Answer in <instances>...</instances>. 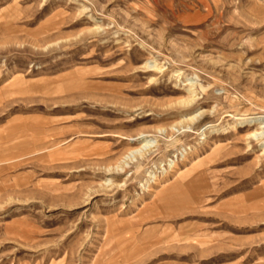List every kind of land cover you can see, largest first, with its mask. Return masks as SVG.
<instances>
[{
	"label": "rangeland",
	"instance_id": "obj_1",
	"mask_svg": "<svg viewBox=\"0 0 264 264\" xmlns=\"http://www.w3.org/2000/svg\"><path fill=\"white\" fill-rule=\"evenodd\" d=\"M259 123L264 0H0V264H264Z\"/></svg>",
	"mask_w": 264,
	"mask_h": 264
},
{
	"label": "bare ground",
	"instance_id": "obj_2",
	"mask_svg": "<svg viewBox=\"0 0 264 264\" xmlns=\"http://www.w3.org/2000/svg\"><path fill=\"white\" fill-rule=\"evenodd\" d=\"M259 129L263 130L264 129V123H259ZM259 135H262V133H260ZM162 190V189H161ZM173 190V189H172ZM170 192V191H169ZM159 195V194H158ZM161 195V194H160ZM167 195V194H166ZM175 196V195H174ZM165 198V197H164ZM173 198V197H172ZM174 199V198H173ZM174 201V200H173Z\"/></svg>",
	"mask_w": 264,
	"mask_h": 264
}]
</instances>
